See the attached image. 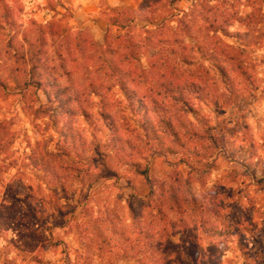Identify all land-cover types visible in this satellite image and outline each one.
I'll return each mask as SVG.
<instances>
[{
    "label": "rangeland",
    "instance_id": "rangeland-1",
    "mask_svg": "<svg viewBox=\"0 0 264 264\" xmlns=\"http://www.w3.org/2000/svg\"><path fill=\"white\" fill-rule=\"evenodd\" d=\"M148 1L153 0H0V16L8 13L20 32L27 29L31 22L38 24L48 22L53 16L48 4H55L58 5V12L64 14L63 26L72 33L85 32L89 39L102 45L107 51L115 44L122 45L114 38L123 35V32L111 29V33H108V26L100 17V9L105 10L109 7L130 9L135 15L136 29L133 32L137 40L148 39L152 43L150 47L144 48V50L148 49L147 55L141 56L143 50H138L135 53L136 58L144 69L159 75V72L171 71L175 65L167 52L180 48L183 42L192 45L194 41L185 38V33L175 27H172L173 30L164 28L156 33L154 27L146 22L148 9L144 4ZM195 1L181 0L180 3H176L167 13V18L173 19L180 12L189 11ZM205 1L220 12L228 11L230 14L240 16L250 15L249 21L252 25L248 31L237 23L230 29V32H239L243 35L242 42L245 48L238 44L233 48L230 47L233 43L229 39L203 38L205 30L195 34L199 37L196 42L200 41L201 47L207 50L224 48L239 64L245 66L252 77L250 83L244 81V86L246 88L251 84L252 88L238 100L225 103L226 95L221 93L222 78L211 73L210 83L214 79L217 87L220 88V93L214 101H211L212 98L207 100L210 103L214 102V105H196L199 106L197 116L176 114L178 109H172L176 117H183L180 119V124L186 130V135H183L178 144L168 139L166 148H170L173 153L161 155L156 154V151L145 153L141 150L138 156H128L127 160L134 159V162L146 168L150 178L163 179L174 170L181 171L185 177L190 173L193 180L191 191L203 204L205 210L213 203H216L220 210L214 218L207 214L210 223L230 224V226L239 224L257 230L264 223V15L262 14L264 3H261V0ZM154 2L156 3L157 0L153 1L152 5ZM61 6L67 11L65 12ZM194 15V19L188 18L189 25L204 29V23L200 20L201 14L197 11ZM147 30L150 32L146 33ZM20 40V36H17L10 26L3 25L0 28L2 80H8V69L13 66L7 52L11 48L9 42L12 41L14 46H18ZM154 44L158 47H154ZM186 52L189 53V50ZM78 59L80 66L86 65L89 69L101 66L105 60L116 65L122 62V57L111 52L105 53L94 63L84 58L78 57ZM191 62L190 66L180 63L185 79L191 80L201 74L202 69L199 66L203 63L199 61V57H194ZM82 76L86 79L90 78L79 69L75 79L83 78ZM102 78L101 75L100 79ZM38 96L44 102L40 92ZM26 102L12 83H9L6 89L0 88V153L3 154L0 157V264H64L66 255H69L72 264H133L118 259L125 249H128L130 254L131 252L134 254L132 246L135 234H132L133 230L128 220V207L139 209L144 202L143 196L148 194L144 183L134 175L132 167L124 165L126 161H121L106 143H102L101 137L105 139L104 135L100 137L97 134L101 142H94V145L82 147L77 141L72 145L74 149L70 148V157L65 162L60 154L68 149L62 141L60 145L57 143L61 126L70 127L82 133L83 137L89 138L94 125H88L81 117H65L55 130L53 126L46 124V119H35L33 113L27 109ZM106 102L107 108L112 114H116L119 122L125 115L129 120L128 130L131 132L135 130L131 112L118 92L108 95ZM151 118L156 120L154 115ZM197 120L202 122L199 123ZM122 127L125 128L124 125ZM97 128H100V123H97ZM226 128L237 130L232 139L234 145L231 147L237 154L234 155L235 157L230 154L231 148H227L226 153H220L219 150L210 153L204 147L206 145L209 147V143L193 145L187 136V133L193 135L195 132L203 131L220 136L222 129ZM127 136L129 137L130 134ZM182 143L185 144L183 148L179 146ZM45 145L48 146L49 151L58 154L59 157L55 158L59 173L63 177L74 176L72 186L68 187L69 195L64 197L60 192L59 198L63 206L76 208V220H68L70 215L65 218L54 216L36 223L26 218L20 219V215L26 214L30 208L39 211L44 201L54 199L57 194L51 187L52 180L43 177L41 172L35 174L28 162L31 152L44 155ZM187 146L191 149V154L187 152ZM249 160H252L250 169L245 167ZM113 172L118 176L113 175ZM98 176L102 179L95 181ZM128 180L135 182V190L128 186ZM78 202L81 204L78 205ZM83 206L86 208L84 209ZM108 218H112L117 229L123 226L129 234L128 238L133 240L132 243L127 244L117 235L110 234L111 228L115 225L110 226ZM256 230L255 240L248 237L245 240L249 242L251 251L259 253L258 243L264 245V236L261 237ZM35 234L41 239H35ZM105 237L108 238L106 241L103 240ZM173 242L178 244L179 241L174 239ZM219 249L222 251L223 259L230 260L232 264H243L241 255L235 251L234 245L230 242H223L219 245ZM176 250L174 247L170 253L162 254L160 257L170 258Z\"/></svg>",
    "mask_w": 264,
    "mask_h": 264
},
{
    "label": "trees",
    "instance_id": "trees-1",
    "mask_svg": "<svg viewBox=\"0 0 264 264\" xmlns=\"http://www.w3.org/2000/svg\"><path fill=\"white\" fill-rule=\"evenodd\" d=\"M152 2L148 1L144 7L148 9L146 22L154 27L153 30L156 33L164 28L173 30L172 27H175L185 33V38L194 41L192 45L183 42L180 48H174L166 53L175 62L171 71L159 72V75L152 74L144 69L136 58L135 53L138 50H143L141 56L147 55L148 49L144 50V48L150 47L152 43L148 39L137 40L133 32L136 25L132 10L112 7L100 9V17L106 22L108 33H111V29L123 32V35L114 38L122 45L115 44L105 51L102 45L89 39L85 32L72 33L63 26L64 14L58 12V5L50 3L48 8L53 16L48 22L45 24L31 22L27 29L20 32L8 13L0 16V28L3 25L10 26L21 38L18 46H14L12 41L9 42L13 50L10 48L7 52L13 66L8 69V80L0 78V88L6 89L8 84L12 83L26 99L27 109L33 113L34 118L46 119V124L53 126L55 130L65 117H81L88 125H94L89 138L83 137L82 133L70 127L61 126L57 143L60 145L62 141L68 149L63 150L62 155L60 154L65 162L70 157V148L74 149L72 145H75L77 141L82 147L102 141L121 161H126L124 165L132 167L134 175L144 183L148 190V194L143 196L144 202L139 209L128 207V220L131 223L132 234H135L132 246L134 254L132 252L130 254L129 250L125 249L119 261L133 264H232L230 260L222 258L223 254L219 249V245L223 242H230L234 245L235 251L241 255L243 264H264V245L258 243L260 252L254 253V250L249 249V242L245 240L246 237L255 240L256 229L239 224L230 226V224L217 225L209 222L211 220L207 219V214L214 218L220 210L216 203L205 210L203 204L191 191L193 180L190 173L185 177L181 171L174 170L163 179L150 178L146 168H142L134 162V159L127 160L128 156H138L141 150L145 153L156 151V154L161 155L173 153L170 148H166L168 139L178 144L183 135H186V130L180 124V119L183 117H176L172 109H178L179 112L176 111V114L197 116L199 106L196 105H214V102L210 103L207 100L212 98L211 101H214L220 93V88L217 87L214 77L210 83L211 73L222 78L221 93L226 95L225 103L238 100L252 88L251 84H248L246 88L244 86V81L247 80L250 83L252 77L245 66L239 64L224 48L207 50L201 47L200 41L196 42L199 37L195 34L205 30L203 38L229 39L233 43L230 47L233 48L235 44H238L245 48L242 42L243 35L239 32H230V29L237 23L248 31L252 25L249 21L250 15L240 16L230 14L228 11L220 12L209 5L208 1L206 3L205 0H196L191 4L189 11L180 12L173 19H169L167 13L181 0H157L153 5ZM261 3H264V0H261ZM64 11L66 12L67 9ZM197 11L201 14L200 20L204 23V29L190 26L187 22L188 18L194 19V12ZM260 11L262 13L261 9ZM262 14L264 15V12ZM148 32L150 31L147 30L146 33ZM153 46L158 47L157 44ZM186 50H189V53ZM123 51L124 54H122ZM110 52L122 57L120 65L105 60L101 66L89 69L86 65L82 67L78 64V57L94 63L105 53ZM194 57H199V61L203 63L199 66L202 69L201 74L199 73V76L191 80L185 79L180 63L190 66ZM79 69H82L90 78L86 79L82 76L83 78L75 79ZM101 75L102 79H100ZM39 92L43 95L44 102L40 100ZM116 92L120 94L131 112L135 127L132 132L128 130L129 120L125 118V115L119 122L116 114H112L107 108L106 97ZM152 115L156 117V120L151 118ZM97 123H100V128H97ZM123 125L125 128L122 127ZM236 133V129L226 128L222 129L220 136L209 131L195 132L193 135L187 133V136L193 145L209 143V147L207 145L204 147L210 153L218 150L220 153H226L227 148L233 147L232 139ZM97 134L100 137L104 135L105 139L101 137L100 141ZM179 146L183 148L185 144L182 143ZM230 151L233 157L237 155L233 148ZM187 152L191 154L188 146ZM2 155L1 152L0 157ZM55 157H59L58 154L49 151L47 145L44 146V155L31 152L28 159L30 168L35 174L41 172L43 177H49L52 180L51 187L57 194L54 199L44 201V204L41 201L43 207L39 211L30 208L26 214L20 215V219L26 218L34 223L54 216L65 218L70 215L68 220L77 219L76 208L63 206L59 198L60 192L64 197L69 195L68 187L72 186L74 176L63 177L58 171ZM251 161L246 163L245 167L248 169H250ZM113 173L118 176L116 172ZM101 179L102 177L98 176L95 181ZM127 183L132 190H135L133 180H128ZM80 204L78 202V205ZM108 220L110 226L115 225L110 230L111 235H117L127 244L132 243L133 240L128 238L129 234L123 226L117 229L112 218ZM256 231L263 237L264 223ZM35 239L41 238L37 234ZM106 239L108 238H103L105 241ZM174 239H178V244L173 242ZM174 247L177 250L170 258L160 257L162 254L170 253ZM64 261V264H72L69 255H66Z\"/></svg>",
    "mask_w": 264,
    "mask_h": 264
}]
</instances>
